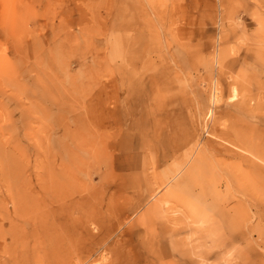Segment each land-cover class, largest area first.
<instances>
[{
    "label": "rangeland",
    "instance_id": "1",
    "mask_svg": "<svg viewBox=\"0 0 264 264\" xmlns=\"http://www.w3.org/2000/svg\"><path fill=\"white\" fill-rule=\"evenodd\" d=\"M111 99L125 102L116 149ZM236 128L264 139V0H0L4 231L36 218L16 201L48 209L41 186L79 181L105 223L66 264H264V178L213 135ZM49 136L82 152L63 172ZM7 243L0 264L52 261L49 241L47 257Z\"/></svg>",
    "mask_w": 264,
    "mask_h": 264
},
{
    "label": "bare ground",
    "instance_id": "2",
    "mask_svg": "<svg viewBox=\"0 0 264 264\" xmlns=\"http://www.w3.org/2000/svg\"><path fill=\"white\" fill-rule=\"evenodd\" d=\"M116 79L111 81V83L109 82V85L113 84V82H116ZM105 105L106 104H103L104 107ZM120 105L121 104H119L116 100L113 101V99H111L108 108V115L110 118L108 120V122H110L108 128L110 129V132H112L111 133V137L113 140L111 145L112 149H116L120 146V143L115 142L116 141L115 137L117 132H121L118 128L121 122V119L119 118L118 114L121 115L120 111L123 109V107H125V102L122 108ZM63 111L65 110L61 111L60 109L58 110V113L61 114V112ZM226 131L227 130L220 131L218 134L214 133L213 135L218 138L221 137L223 140L225 139L226 144L228 146L233 147V149L229 152L232 153V155H228V156L238 157L249 165L250 168L246 172L247 176L253 175L258 178L260 175L262 178H264V165L256 164L254 161L248 158L247 155H245V154L254 155L264 163V139L253 137V135H248L247 132H244L243 130H238L237 128L228 130L227 132ZM51 139H52L51 136L46 138V142H48V146L45 151V155H46L45 159L46 161H48L47 159H49L50 161L48 164L51 165L54 164V166L58 165V163L60 162L59 171L63 172L65 169H68V167H70L72 163H74V160L77 157H79V152H81V150H79L80 147H78L75 144V142H73V144L75 145L74 147L72 145H65L60 143L62 141L57 142V147L53 146L52 143L49 146V141ZM19 145H20L19 148H21V151L23 152L24 146L22 145L21 142L19 143ZM14 147L18 149V144H15ZM235 150L241 151L242 153L245 154H241L239 152H236ZM209 152L210 151L206 149L204 150L203 155L208 156ZM89 153L91 154L92 150H90ZM89 153L88 156H91ZM59 157L61 158V161ZM112 157L114 158V155H112ZM198 161H204V158L200 156L199 153L195 158L194 164ZM237 178L238 177H234V176L228 178L227 176L226 181H238ZM260 180H264V179H260ZM69 182L70 181H67L65 182V184L64 183L45 184L44 186L40 187L43 190V192H48L49 197L47 198V200H49V203L55 204V206H50V208L47 209L48 205L46 203H43L46 212L44 211L43 207L41 208V203L38 202L35 204V207L38 211L26 208L22 212L18 210L17 207L18 202L16 201L15 203H13L14 210L20 213V216L23 215L25 217V220H28L27 218L28 214H33L34 216H36V218L32 216L34 220L33 223L31 224L30 231L23 230L24 232L23 235H21L22 231L19 232L17 230V224H15L13 221L12 222L10 221V225H9L10 228L8 231H4L3 230L4 227L1 224L0 239L3 241L4 245L8 246V243L6 244V236L9 234L11 243L22 242L26 247L31 245V249L33 253H37V254L42 253L44 254V257H47L46 255L47 250L45 248H46V242L49 241L51 247L53 248L52 251L54 250L52 254V261L47 263L40 261L43 264H66L70 261L71 258L80 259L81 255L84 252H91L92 248L90 247V245L97 243L96 240L98 235H96L97 236L96 237L94 234H92L89 227L90 225L91 226L94 225L95 227L98 228V232H99V228H103V225L105 223L104 218L100 215L102 213L99 212L97 205L93 203L94 196L92 192L89 190V188H87V186L81 185V183L78 184L76 183L79 181L74 182L75 183L74 187L70 188L68 186L67 188L66 185ZM178 185H180V181H177L175 183L174 188L176 189V186ZM31 189L34 190L32 186L28 188L29 191H31ZM201 192L205 193L204 190H201ZM172 193L173 192L170 191V194ZM77 194L80 195V199L82 198L83 202H80V199L75 198L76 197L75 195ZM167 197L169 198V193ZM36 198L38 197L36 196ZM21 200L26 202L24 199ZM198 200L199 202L202 201L200 198ZM95 203L98 202L95 201ZM154 208L158 209L160 208V205L156 204ZM206 211L207 210H205V212ZM76 213H78L79 217L78 215L77 217H73V215ZM47 215L49 216L48 218ZM198 221L204 222V219ZM79 230H81V233L77 234ZM106 238L107 237L104 236L102 238L101 243L103 241L106 242L107 240ZM76 239H78V241ZM26 240H27V245L25 244ZM11 243L9 244L11 245Z\"/></svg>",
    "mask_w": 264,
    "mask_h": 264
}]
</instances>
